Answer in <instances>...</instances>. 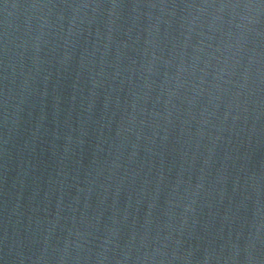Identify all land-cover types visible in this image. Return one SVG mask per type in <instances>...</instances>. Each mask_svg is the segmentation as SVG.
I'll use <instances>...</instances> for the list:
<instances>
[{"label":"water","instance_id":"95a60500","mask_svg":"<svg viewBox=\"0 0 264 264\" xmlns=\"http://www.w3.org/2000/svg\"><path fill=\"white\" fill-rule=\"evenodd\" d=\"M0 264H264V0H0Z\"/></svg>","mask_w":264,"mask_h":264}]
</instances>
